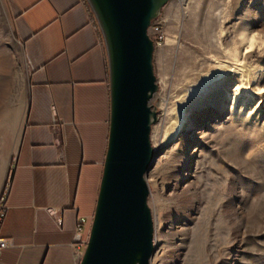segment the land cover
<instances>
[{"label":"rangeland","instance_id":"obj_1","mask_svg":"<svg viewBox=\"0 0 264 264\" xmlns=\"http://www.w3.org/2000/svg\"><path fill=\"white\" fill-rule=\"evenodd\" d=\"M160 16L167 38L154 53L160 89L151 107L159 117L151 134L160 155L148 175L157 247L151 264H264V0H172ZM9 17L0 0L7 71L0 72V189L15 157L9 111L27 82ZM227 66L237 69L185 97ZM181 107L185 126L163 147ZM177 173L184 176L179 190Z\"/></svg>","mask_w":264,"mask_h":264},{"label":"crops","instance_id":"obj_2","mask_svg":"<svg viewBox=\"0 0 264 264\" xmlns=\"http://www.w3.org/2000/svg\"><path fill=\"white\" fill-rule=\"evenodd\" d=\"M4 1L27 82L9 111L15 157L0 199L6 192L10 245L0 264H81L110 141L107 47L87 0Z\"/></svg>","mask_w":264,"mask_h":264},{"label":"water","instance_id":"obj_3","mask_svg":"<svg viewBox=\"0 0 264 264\" xmlns=\"http://www.w3.org/2000/svg\"><path fill=\"white\" fill-rule=\"evenodd\" d=\"M172 0H87L107 47L112 99L110 141L91 237L81 264H151L155 217L149 171L159 114L151 107L159 83L150 31Z\"/></svg>","mask_w":264,"mask_h":264},{"label":"bare ground","instance_id":"obj_4","mask_svg":"<svg viewBox=\"0 0 264 264\" xmlns=\"http://www.w3.org/2000/svg\"><path fill=\"white\" fill-rule=\"evenodd\" d=\"M0 60H1V58H0ZM0 66H1L0 67V72L2 74L7 73L6 69H4V67H2V66H4V63L3 62H0ZM243 68H246V67L244 66ZM236 69L237 68L228 67L227 66V67L224 68V70L221 69L220 73H217L216 74V72L215 73L213 72V73L205 76L204 79H202V82H201V84L199 86L193 88V90L191 89V90L186 91L185 97L188 98V99L193 98L194 96L197 95V92L198 91L204 90V88H206L208 85H210L219 76H222L223 77L224 74H226V73L231 74L232 72H235ZM243 72L245 74L243 76V78H245L246 80L249 79L248 78V75L250 74V71H248V69H247V71H243ZM4 80H5V78H4ZM182 105H183V103H182ZM183 116H184V108H182L180 110L179 115H177L176 117H172V121H169L170 123L167 125V128H166V130L164 132L165 133V140H164L163 145H162L163 147H168L169 145H171L172 143H174L179 138V136L181 134L180 132L182 131V129L185 126V120H183ZM187 148H188V146H187V143H186L185 144V150H187ZM186 163H187L186 166H188V167L191 166V159L189 158V160H186ZM173 178H176L177 181H178V182H176L177 183L176 184L177 185V189L178 190L181 189L182 187H181L180 184H182V181L184 179V176H181L180 174L177 173L175 175V177H173ZM185 179H188V177L186 176ZM184 192H186V190Z\"/></svg>","mask_w":264,"mask_h":264},{"label":"built area","instance_id":"obj_5","mask_svg":"<svg viewBox=\"0 0 264 264\" xmlns=\"http://www.w3.org/2000/svg\"><path fill=\"white\" fill-rule=\"evenodd\" d=\"M163 22L160 18L154 21L153 25H151L150 33L154 36V42H156L157 46H160L165 43L166 35L163 29ZM7 201V193L5 192L0 199V254L5 251L9 247V238L3 236L2 227L4 226L6 220V214L8 212ZM88 220L86 218H80L78 225L76 226L77 232L80 233L83 231L82 226L87 225Z\"/></svg>","mask_w":264,"mask_h":264},{"label":"trees","instance_id":"obj_6","mask_svg":"<svg viewBox=\"0 0 264 264\" xmlns=\"http://www.w3.org/2000/svg\"><path fill=\"white\" fill-rule=\"evenodd\" d=\"M89 8H90V10H91V13H92V16L94 15V13H93V11H92V9H91V7L89 6ZM101 36L103 37V35L101 34Z\"/></svg>","mask_w":264,"mask_h":264}]
</instances>
